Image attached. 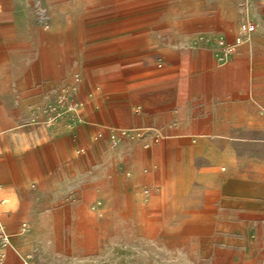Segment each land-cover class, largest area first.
<instances>
[{
	"label": "crops",
	"instance_id": "crops-1",
	"mask_svg": "<svg viewBox=\"0 0 264 264\" xmlns=\"http://www.w3.org/2000/svg\"><path fill=\"white\" fill-rule=\"evenodd\" d=\"M251 3L264 16V0ZM3 9H9L0 10L4 14L14 11L11 6ZM262 20L258 25L264 28ZM0 34L7 35H0V55L7 61L0 64V220L10 234L9 244L0 249V264H21L28 249L32 238L20 231V223L30 219L27 205H55L61 220L74 221L77 214L69 206L96 199L97 186H133L140 176L137 169L144 163L139 145L123 142L111 148L105 135L106 148L95 142L96 132L108 127H149L167 140L187 144L195 138L197 143L190 150L198 151L206 141L233 137L230 133L216 135L202 125L224 123L225 116L219 110L238 109L245 94L253 92L257 83L264 86L260 37L255 36L249 44H239L231 62L225 65L215 60L216 46L164 45L147 51V55L162 59V67L140 63L138 69L119 74L86 70L76 93L84 103L82 122L59 120L51 129L38 123L20 128L21 120L31 117L29 109L40 106L57 84L44 81L41 55L33 39L22 37L15 15H9L8 22H0ZM24 55L28 56L23 61L28 62L29 69L21 84L13 69ZM221 80L226 84L219 85ZM95 84L102 86L98 95ZM214 155L206 163L198 186L200 193L209 197L168 198L166 204L175 228L189 242L188 228L197 223V244L209 246L207 251L214 259L213 254L232 250L237 254L233 264H260L264 259V181L260 183L264 168L244 171L225 157L223 150ZM222 157L228 165L225 175L213 168ZM125 168L132 171V177L123 178ZM174 179L170 187L177 184L176 171ZM205 227L210 230L206 234L202 232Z\"/></svg>",
	"mask_w": 264,
	"mask_h": 264
},
{
	"label": "rangeland",
	"instance_id": "rangeland-1",
	"mask_svg": "<svg viewBox=\"0 0 264 264\" xmlns=\"http://www.w3.org/2000/svg\"><path fill=\"white\" fill-rule=\"evenodd\" d=\"M9 6L14 11L0 12V22H8L9 15H15L22 37L33 39L41 55L44 81L57 84L39 105L52 99L75 75L85 80V71L92 68L99 73L119 74L138 69L140 63L162 67V59L147 55V51L164 45L216 46L215 60L225 65L238 48L226 55L225 45L232 43L245 25H253L254 30L241 44H249L257 36L262 40L261 49L264 48V28L258 25L264 16L255 10L251 0H0V10H9L3 9ZM27 58L22 56L13 69L21 84L29 69L28 62H24ZM5 62L0 55V64ZM238 71L242 81V69ZM225 81L218 84L225 85ZM263 88L257 83L253 92L244 95L238 109L219 110L225 116L224 123L202 125L216 135L230 133L233 137L206 141L198 151L190 150L197 143L195 138L187 144L167 140L149 127H108L96 132L95 142L106 148L105 137L118 129L125 132L120 135L118 146L123 142L138 144L144 158L137 169L140 176L129 188L121 184L118 188L97 186L96 199L69 206L77 214L74 221L61 220L55 205H27L30 219L20 223V231L32 240L21 264H233L236 252L224 250L213 254L214 259L207 251L209 246L197 244V223L189 226L191 236L185 242L166 203L169 197H209L200 193L198 186L206 163L218 150H223L225 157L244 171L264 168ZM94 89L98 95L102 86L95 84ZM80 96L86 101L83 91ZM35 108L29 109L30 115ZM36 124L28 117L18 126L30 128ZM82 150L86 151L85 147ZM213 168L225 175L228 165L222 157ZM175 171L177 184L170 187ZM132 175L129 168L123 170V178ZM144 189L148 190L147 200L140 196ZM2 226L6 231L3 220ZM209 231L207 227L202 230L204 234ZM6 233L10 240L9 232ZM260 264H264V259Z\"/></svg>",
	"mask_w": 264,
	"mask_h": 264
},
{
	"label": "built area",
	"instance_id": "built-area-1",
	"mask_svg": "<svg viewBox=\"0 0 264 264\" xmlns=\"http://www.w3.org/2000/svg\"><path fill=\"white\" fill-rule=\"evenodd\" d=\"M254 30L253 25H245L241 33L235 37L232 43L225 45L224 53L226 55L231 54L235 47L242 43L243 38L250 34ZM81 78L75 75L73 81L61 88V90L48 102L35 108L31 114V121L41 124L47 129H51L59 120H65L69 124H75L82 122L81 111L84 103L76 98L78 86ZM123 130H112L108 134V145L114 148L120 139V135H124ZM143 199L148 198V190L144 189L141 192ZM9 237L5 229L2 226L0 220V249H3L8 245ZM26 264V263H24Z\"/></svg>",
	"mask_w": 264,
	"mask_h": 264
},
{
	"label": "bare ground",
	"instance_id": "bare-ground-1",
	"mask_svg": "<svg viewBox=\"0 0 264 264\" xmlns=\"http://www.w3.org/2000/svg\"><path fill=\"white\" fill-rule=\"evenodd\" d=\"M79 88V87H78ZM26 264H28V263H26Z\"/></svg>",
	"mask_w": 264,
	"mask_h": 264
}]
</instances>
